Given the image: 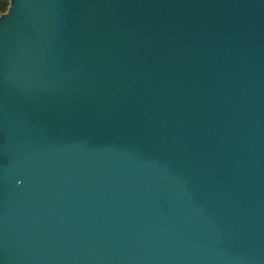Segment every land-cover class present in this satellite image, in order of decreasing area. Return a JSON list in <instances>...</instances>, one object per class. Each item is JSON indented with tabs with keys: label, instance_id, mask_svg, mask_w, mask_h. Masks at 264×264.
<instances>
[{
	"label": "water",
	"instance_id": "obj_1",
	"mask_svg": "<svg viewBox=\"0 0 264 264\" xmlns=\"http://www.w3.org/2000/svg\"><path fill=\"white\" fill-rule=\"evenodd\" d=\"M0 264H264V0H10Z\"/></svg>",
	"mask_w": 264,
	"mask_h": 264
},
{
	"label": "trees",
	"instance_id": "obj_2",
	"mask_svg": "<svg viewBox=\"0 0 264 264\" xmlns=\"http://www.w3.org/2000/svg\"><path fill=\"white\" fill-rule=\"evenodd\" d=\"M10 5V0H0V15L7 11Z\"/></svg>",
	"mask_w": 264,
	"mask_h": 264
}]
</instances>
